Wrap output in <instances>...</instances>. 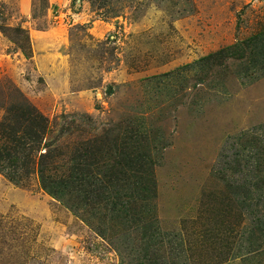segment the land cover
Masks as SVG:
<instances>
[{"label":"rangeland","instance_id":"rangeland-1","mask_svg":"<svg viewBox=\"0 0 264 264\" xmlns=\"http://www.w3.org/2000/svg\"><path fill=\"white\" fill-rule=\"evenodd\" d=\"M121 5L115 17L88 0H0V117L23 95L49 119L50 137L60 132L65 163L91 139L144 154L154 220L122 226L94 202L95 215L79 210L91 228L34 176L16 187L0 175V264H216L233 262L239 247L264 264V238L244 231L226 192L235 193L244 115L236 77L264 30V0ZM158 218L180 229V241L158 234Z\"/></svg>","mask_w":264,"mask_h":264},{"label":"trees","instance_id":"trees-1","mask_svg":"<svg viewBox=\"0 0 264 264\" xmlns=\"http://www.w3.org/2000/svg\"><path fill=\"white\" fill-rule=\"evenodd\" d=\"M88 2L91 7L96 5L113 11L115 17L120 16L124 8L122 0ZM114 3L119 5L115 6ZM232 47L235 45L205 55L196 64L210 61L212 56ZM0 92L3 93L1 89ZM9 95L19 98L21 93L10 88ZM22 96L5 107L0 117V175L16 187H24L28 179L34 176L46 195L88 227L92 228V223L79 210L92 208L90 215L93 216L97 213L93 209L95 202L107 208L108 216L117 219L122 226L130 222L143 230L149 228L150 220L154 219H149L152 216L147 214L154 211L150 201L156 197V184L145 155L132 149H102L101 142L96 143L91 139L85 146H75L69 154L68 163H65L60 158L63 156L58 145L60 132L55 131L50 137L52 129L49 119ZM137 199L142 204L140 211L136 208ZM96 233L106 239L98 228Z\"/></svg>","mask_w":264,"mask_h":264},{"label":"crops","instance_id":"crops-1","mask_svg":"<svg viewBox=\"0 0 264 264\" xmlns=\"http://www.w3.org/2000/svg\"><path fill=\"white\" fill-rule=\"evenodd\" d=\"M257 39L258 42L251 46L248 65L239 70L236 77L239 87L235 102L237 107L242 104L244 115L238 114L243 125L236 131L238 152L235 158L237 160L235 193L231 194L225 186L222 187L226 188V192L236 203L243 220L241 226L244 227V224L247 226L244 231L248 234L260 235L262 239L264 238V147L257 145L256 138L262 140L264 137V30L257 35ZM236 109L239 111L240 108ZM159 227L157 232L161 237H168L173 242L180 241L178 234L181 231L177 226L169 225L166 221L160 222L159 219ZM255 241L257 239L243 244L247 247L249 243ZM249 249L251 248L248 247L245 252L243 247H239V252L233 256V262L216 264H252L248 258Z\"/></svg>","mask_w":264,"mask_h":264}]
</instances>
